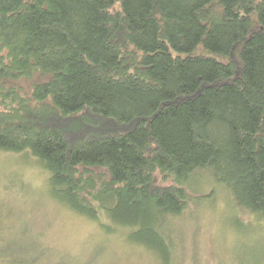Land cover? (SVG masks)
<instances>
[{
  "label": "trees",
  "instance_id": "16d2710c",
  "mask_svg": "<svg viewBox=\"0 0 264 264\" xmlns=\"http://www.w3.org/2000/svg\"><path fill=\"white\" fill-rule=\"evenodd\" d=\"M0 150L164 263L216 192L264 223V0H0Z\"/></svg>",
  "mask_w": 264,
  "mask_h": 264
},
{
  "label": "rangeland",
  "instance_id": "374dc122",
  "mask_svg": "<svg viewBox=\"0 0 264 264\" xmlns=\"http://www.w3.org/2000/svg\"><path fill=\"white\" fill-rule=\"evenodd\" d=\"M192 54L228 62L201 45ZM31 83L19 82L27 91ZM213 183L195 186L206 194ZM236 216L221 192L204 198L176 220L172 264H264V223L246 217L251 224L239 232ZM123 234H108L60 203L50 173L29 152L0 150V264H168Z\"/></svg>",
  "mask_w": 264,
  "mask_h": 264
}]
</instances>
